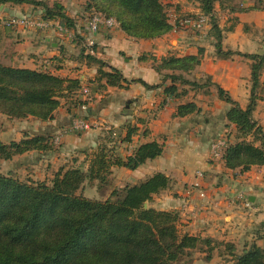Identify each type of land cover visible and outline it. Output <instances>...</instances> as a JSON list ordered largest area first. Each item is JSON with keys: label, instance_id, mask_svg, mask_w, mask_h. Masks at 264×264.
<instances>
[{"label": "crops", "instance_id": "crops-1", "mask_svg": "<svg viewBox=\"0 0 264 264\" xmlns=\"http://www.w3.org/2000/svg\"><path fill=\"white\" fill-rule=\"evenodd\" d=\"M177 1L182 5L187 2ZM254 2L235 0L229 6L217 3L214 15L222 32L223 50L264 53V7L253 8ZM31 6L0 0V63L79 79L81 85L61 97L52 119L26 118L32 119L34 126L18 128L14 132L19 136L11 139L20 141L47 132L59 139L58 146L48 152L28 151L14 156L13 160L31 158L27 164L43 167V172L52 174L53 178L61 168L87 170L103 146L109 151L108 159L115 160L131 155L141 144L156 141L163 146L160 156L148 159L134 170L112 165L110 182L106 186L102 184L103 188L122 190L163 172L171 183L154 195L153 206L178 212L181 233L211 238L216 250L221 249L229 259L228 264H234L235 259L227 244H232L235 254H241L253 244L264 247V164L253 165L248 170L232 169L223 158L214 159L210 154L212 140L228 131L227 139L232 143L237 131L235 124L227 119L231 104L219 97L217 86L246 108L252 94V60L238 53L219 56L212 26L199 34L174 29L172 33L176 32L178 44L173 46L165 40L172 33L155 39H137L120 26L102 27L93 32L89 17L78 20L69 12L75 26L66 23L70 29L66 36L51 28L6 23L12 17L27 15L44 18L41 10ZM191 10L201 11L188 6L182 11ZM200 50L201 63L185 72V76L200 83V76H207L212 84L194 87L177 83L179 94L167 96L164 88L171 80L164 81L162 72L155 66L164 57L197 55ZM90 57L104 61L105 70L119 69L128 81H123L122 86H112L106 79L100 80L99 64ZM142 81L160 86L148 88ZM256 95L253 117L264 129V71ZM211 101L216 107L211 106ZM188 102H194L198 110L178 116V107ZM76 118L87 119L90 128L72 130ZM130 127L135 131L128 140ZM0 139L5 141L1 135ZM197 170L204 171V177H197ZM43 172L38 171L37 175L42 176Z\"/></svg>", "mask_w": 264, "mask_h": 264}, {"label": "trees", "instance_id": "trees-1", "mask_svg": "<svg viewBox=\"0 0 264 264\" xmlns=\"http://www.w3.org/2000/svg\"><path fill=\"white\" fill-rule=\"evenodd\" d=\"M2 1L40 5L44 18H62L70 27L75 26L74 19L65 14L62 4L53 8L39 0ZM197 1L203 13L211 15L218 55L230 57L238 53L252 60V94L246 108L217 86L219 97L231 104L227 119L235 124L238 133V140L228 144L223 159L228 168L248 170L253 165L264 164V129L253 117L258 99L256 90L264 68V53L223 50L222 32L214 15L215 3L229 6L235 0ZM116 2L129 11L130 15L115 13L121 28L132 37L153 39L173 28L159 0ZM252 7H264V0H255ZM105 9L108 12L112 10L106 6ZM201 57V50L197 55H172L162 58L155 66L162 72L164 81L171 80V84L164 88L167 96L179 94L177 83L194 87L212 84L210 77L208 84H203L185 76V72L194 70L201 63ZM90 59L99 64L98 78L106 79L108 85L122 86L123 81H128L119 69L105 70L104 61L94 57ZM164 70L172 72L164 73ZM142 82L148 88L160 86ZM80 83L79 79L0 63V114L9 118L32 116L43 121L52 119L61 97L78 90ZM196 110L197 105L188 102L178 107L177 115L185 116ZM134 131L135 128L130 127L126 139L129 140ZM250 136L254 138L250 140ZM54 147L49 133L29 135L20 141L0 139V161L11 160L32 150L48 152ZM162 152L163 146L152 141L141 144L126 158L110 160L109 151L103 146L87 170L81 167L61 168L51 184L45 180L25 182L0 172V264H173L193 249L206 245L209 251L213 250L211 238L180 232L178 212L149 205L154 195L170 186L171 179L163 172L125 186L122 188L124 196L116 201L110 198L93 200L78 193L86 180L98 179L101 185L108 184L112 165L134 170ZM116 190L111 194H117ZM227 246L234 256V264H264V247L253 244L241 254H235L232 244Z\"/></svg>", "mask_w": 264, "mask_h": 264}, {"label": "rangeland", "instance_id": "rangeland-1", "mask_svg": "<svg viewBox=\"0 0 264 264\" xmlns=\"http://www.w3.org/2000/svg\"><path fill=\"white\" fill-rule=\"evenodd\" d=\"M108 0H39V2H43L44 4H47L54 8L56 4H62L63 10H65V14L69 12L70 14L75 15L78 20L79 18H84V16H91L92 14H100L105 17H112L114 18L118 26L121 27L120 22L118 21V18L116 16L115 12H119L122 14H129L125 8H122L116 0H112L111 2H107ZM110 1V0H109ZM162 4L163 11L166 13L167 21L172 25V30L168 33H172L174 31L178 30H186L188 32L199 34L200 31L195 30L191 27V25L181 26L179 21L184 20L185 18H194L198 14H204L200 4L197 0H186L187 2L185 5H182L177 0H159ZM102 5V6H100ZM217 3H215L216 8ZM34 5H32L30 8H33ZM106 7L111 8L112 10H109L108 12ZM192 7V8H200L201 11H182L184 7ZM35 9L41 10L43 12L42 7L34 6ZM57 10V8H56ZM106 13L111 14L112 16H107ZM42 14V13H41ZM130 15V14H129ZM206 15V14H205ZM63 20V19H62ZM64 21V20H63ZM212 26L211 17L208 19V24L206 25L203 32H206L207 28ZM176 28V30H174ZM168 33L164 34L167 35ZM163 35V36H164ZM162 37V36H161ZM159 38V37H157ZM155 39V38H153ZM168 45H177L178 39L176 32L172 33L165 39ZM217 42V41H216ZM215 42V43H216ZM264 71V68L261 70V72ZM196 78V77H194ZM199 80L204 84H208V77L207 76H200ZM207 86V85H206ZM211 106L213 105L216 107V103L214 101H211ZM26 118H31V116H28ZM26 118H9L6 115L0 114V135L5 140V142H10L12 138L16 137L18 134L17 132H14L15 130L19 129H25L27 126H34V123H32V119H26ZM36 123V122H35ZM47 133V132H45ZM50 134V133H49ZM229 132L225 131L224 136L226 138H229L230 135H228ZM19 136V135H18ZM51 140L55 146H58V141L54 135H51ZM254 137L250 136L249 139L252 140ZM22 140V139H21ZM238 140V133L236 131L235 137H233V142ZM230 143V141H228ZM31 158L21 159L20 161L18 159L11 160H1L0 161V172L6 175H11L14 178L20 179L25 182H40L42 181L48 174L43 172V167L41 166H34L31 167V165L27 164L30 163ZM32 163V162H31ZM35 165V164H33ZM40 165V164H39ZM46 167V162L45 165ZM43 172L42 176L37 175V172ZM52 174H49L45 181H47L49 184H51L52 181ZM49 178V179H48ZM98 180V179H97ZM101 181L96 180H86L85 183L82 185V188L78 190V193L88 197L92 198L93 200H106L110 198L112 201H116L119 198H122L124 196V192L122 190H116L117 194H111L113 191V188L110 187H104L100 183ZM105 186L108 184H104ZM112 190V191H111ZM149 205L153 206V201L149 203ZM148 206V203H147ZM154 207V206H153ZM214 246V245H212ZM204 248V249H203ZM203 248H197L191 250L188 254H184L181 259L177 262H174L173 264H228L229 259L224 256L221 249L216 250V246L213 248L214 250L209 251V246L203 247ZM215 251V252H214ZM207 254H210L211 256L206 260ZM212 258V259H211ZM211 259V260H210ZM214 259V260H213ZM213 260V261H212ZM211 261V262H210Z\"/></svg>", "mask_w": 264, "mask_h": 264}, {"label": "built area", "instance_id": "built-area-1", "mask_svg": "<svg viewBox=\"0 0 264 264\" xmlns=\"http://www.w3.org/2000/svg\"><path fill=\"white\" fill-rule=\"evenodd\" d=\"M208 15L198 14L194 18H185L180 20L179 23L181 26L191 25L197 31L203 32L206 25L208 24ZM9 25H23L25 27H39V28H51L60 36H66L70 34L69 26L65 21L61 19H52V18H37L34 16H23V17H12L7 22ZM89 28L93 32L99 31L102 27L105 28H115L118 26L117 21L112 17H105L100 14H92L89 16ZM176 29V28H175ZM90 122L85 118H76L74 119L71 129L76 131H82L90 128ZM229 142L226 137H219L212 140L210 144V154L211 158L220 159L223 158L225 149L227 148ZM197 177H204V171L197 170ZM195 186L199 183L193 184Z\"/></svg>", "mask_w": 264, "mask_h": 264}, {"label": "water", "instance_id": "water-1", "mask_svg": "<svg viewBox=\"0 0 264 264\" xmlns=\"http://www.w3.org/2000/svg\"><path fill=\"white\" fill-rule=\"evenodd\" d=\"M250 200H252V198H250ZM145 206H147V203H145Z\"/></svg>", "mask_w": 264, "mask_h": 264}]
</instances>
